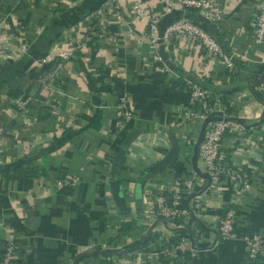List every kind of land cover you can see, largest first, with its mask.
<instances>
[{"label": "crops", "instance_id": "crops-1", "mask_svg": "<svg viewBox=\"0 0 264 264\" xmlns=\"http://www.w3.org/2000/svg\"><path fill=\"white\" fill-rule=\"evenodd\" d=\"M104 1L0 0V257L11 238L15 264H251L242 238L264 236V44H255L249 23L264 0H217L223 15L216 24L178 0L160 20V31L180 18L207 27L233 67L189 37L151 44L131 0H117L119 11L100 24L92 16ZM148 4L164 8L160 0ZM70 40L81 41L79 51ZM57 64L49 85L46 74ZM190 82H201L215 111L244 128L223 141L225 165L253 173L227 240L219 239L218 219L235 196L230 187L192 211L207 173L196 147L203 124L182 117ZM121 99L133 112L126 123ZM133 131L113 185L112 160ZM174 142L175 160L149 173ZM184 177L196 184L184 202L187 223L146 219ZM60 179L68 184L58 187ZM182 235L195 252L177 263L161 259Z\"/></svg>", "mask_w": 264, "mask_h": 264}, {"label": "built area", "instance_id": "built-area-1", "mask_svg": "<svg viewBox=\"0 0 264 264\" xmlns=\"http://www.w3.org/2000/svg\"><path fill=\"white\" fill-rule=\"evenodd\" d=\"M150 0H131L130 13L134 18L145 19L148 27V37L150 43L168 44L170 41L180 42L189 37L196 41L201 48L206 50L210 55L220 58L226 66L231 67V55H227L218 42L213 37L211 31L193 20L184 18L173 20L164 30L160 31V20L169 12L178 0H160L164 8L157 10L154 6L149 5ZM184 7L200 9L204 12L210 24L218 23L223 15L222 8L217 0H179ZM119 5L117 0H105L104 3L95 10L94 17L100 24H107L109 14L117 13ZM251 36L255 44H264V1L256 5V10L252 14L249 23ZM3 32L0 31V53L4 51ZM71 51L77 52L82 47L80 40L69 41ZM156 63H162L163 59L159 55L153 54L151 57ZM233 67V66H232ZM61 64L51 68L47 74L46 83L55 84L57 81L58 71ZM162 72L170 75L171 71L163 65ZM186 89L189 93L188 104L184 108L182 117L184 121L206 122L201 141L198 145L197 155L203 162L207 173V184L199 189L198 196L193 200L192 211L202 212L204 207L202 197L207 196L210 192L218 189L230 187L234 198L231 200L230 207L218 219V232L220 240H227L235 236L236 209L242 202L245 194L250 189V177L253 175L251 170L244 171L242 167L230 168L225 165L223 141L227 135L244 132V128L233 118L227 116L221 110L215 111L217 105L214 101L213 93L203 87L201 82H190ZM214 102V103H213ZM218 107V106H217ZM119 119L128 122L133 117V112L127 101L121 99L119 104ZM191 178H178L174 180L168 189L166 200H162L159 206L149 216L148 220L162 221H182L187 223L190 218V212L185 209L184 202L187 197L194 193L195 185ZM57 186L62 187L68 184L65 180H58ZM197 195V194H196ZM246 245V256L251 264H264V236L248 232L243 236ZM195 247L187 235H182L176 244H169L158 254L161 259L170 261L178 260L185 253L193 254ZM16 244L9 238L5 245V251L0 257V264H15Z\"/></svg>", "mask_w": 264, "mask_h": 264}, {"label": "water", "instance_id": "water-1", "mask_svg": "<svg viewBox=\"0 0 264 264\" xmlns=\"http://www.w3.org/2000/svg\"><path fill=\"white\" fill-rule=\"evenodd\" d=\"M206 126V122L203 123L202 128L200 130L199 136H198V141L196 144V147L198 149V145L201 141L202 138V134L204 131V128ZM136 136V132H129L124 139L122 140L120 146L118 147L114 158L112 160V165H111V178L114 180V184L116 185L119 178H120V170L122 167V163H123V159L125 156V153L128 149V147L130 146L131 142L133 141V139ZM177 155V144L176 142L173 143L171 150L168 152V154L165 156V158L163 160H161L160 162H158L156 165H154L150 170L149 173H156L159 170H161L162 168H164L166 165H168L169 163L173 162L176 158Z\"/></svg>", "mask_w": 264, "mask_h": 264}, {"label": "trees", "instance_id": "trees-1", "mask_svg": "<svg viewBox=\"0 0 264 264\" xmlns=\"http://www.w3.org/2000/svg\"><path fill=\"white\" fill-rule=\"evenodd\" d=\"M99 7H100V6H99ZM99 7H98V8H99Z\"/></svg>", "mask_w": 264, "mask_h": 264}]
</instances>
